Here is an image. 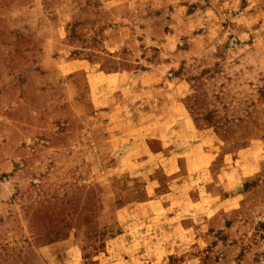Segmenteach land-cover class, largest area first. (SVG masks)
Returning a JSON list of instances; mask_svg holds the SVG:
<instances>
[{"label":"rangeland","instance_id":"obj_1","mask_svg":"<svg viewBox=\"0 0 264 264\" xmlns=\"http://www.w3.org/2000/svg\"><path fill=\"white\" fill-rule=\"evenodd\" d=\"M0 264H264V0H0Z\"/></svg>","mask_w":264,"mask_h":264}]
</instances>
